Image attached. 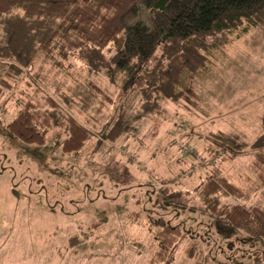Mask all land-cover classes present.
Here are the masks:
<instances>
[{
	"label": "rangeland",
	"instance_id": "374dc122",
	"mask_svg": "<svg viewBox=\"0 0 264 264\" xmlns=\"http://www.w3.org/2000/svg\"><path fill=\"white\" fill-rule=\"evenodd\" d=\"M142 17L146 19L145 11ZM71 62L70 73L59 72L55 85L52 76L35 83L95 133L77 154H62L50 133L40 149L9 138L3 124L15 109L11 102H0V167L12 180L15 204L13 227L0 245V264H147L156 247L148 223L160 217L191 233L175 244L168 264H193L185 253L192 242L202 250L205 264H264V238L245 239L242 232L224 237L204 214L194 191L208 170L199 134L219 128L247 142L264 134V31L250 29L230 37L224 57L217 55L195 84L200 110L160 103L161 116L145 117L135 130L98 147L96 133L123 95L102 73ZM25 75L27 80L29 69ZM70 88L76 90L78 101L91 98L96 104L105 96L110 101L92 107L89 117L75 112L68 96L64 99ZM131 100L139 106V97ZM182 146L199 154L203 164L198 165L195 156L183 157ZM249 160L250 152L219 161L217 167L241 185ZM162 186L173 196L165 199L159 192ZM220 200L264 208L262 191L248 201ZM132 214L139 216L137 222L130 221Z\"/></svg>",
	"mask_w": 264,
	"mask_h": 264
},
{
	"label": "trees",
	"instance_id": "16d2710c",
	"mask_svg": "<svg viewBox=\"0 0 264 264\" xmlns=\"http://www.w3.org/2000/svg\"><path fill=\"white\" fill-rule=\"evenodd\" d=\"M250 29L264 31V0H0V102H11L15 109L3 128L9 138L36 149L45 146L50 133L64 155L77 154L95 136L35 83L52 76L53 84L59 72L69 74L74 67L71 59L89 72L102 73L123 95L96 133V147L127 135L141 119L161 114L160 103L197 112V80L209 72L217 55L224 57L231 36ZM51 71L57 72L51 75ZM69 90L64 99L68 96L73 110L89 117L92 107L110 101L108 96L97 105L91 98L78 101L76 90ZM135 97L140 104L134 107L130 101ZM199 138L205 160L217 157L222 163L250 152L241 185L217 164L206 166L194 187L204 214L224 237L242 232L245 239H263L264 208L228 205L220 199L248 201L257 192L264 193V134L247 142L217 129ZM168 191L159 189L165 199L173 196ZM138 217L132 214L129 219L137 222ZM148 225L156 247L147 264H168L175 244L191 235L162 217ZM185 253L193 264H205L196 243H190Z\"/></svg>",
	"mask_w": 264,
	"mask_h": 264
},
{
	"label": "crops",
	"instance_id": "0c3cea01",
	"mask_svg": "<svg viewBox=\"0 0 264 264\" xmlns=\"http://www.w3.org/2000/svg\"><path fill=\"white\" fill-rule=\"evenodd\" d=\"M157 116H161V115H153L147 118L153 119L154 117H157ZM220 130L227 131L225 129H220ZM201 135L202 134H199L197 139H198V142L201 141L203 143V140L199 138V136ZM192 162H195V160L193 159V161H186L185 164H192ZM224 175L226 174L224 173ZM11 182L12 180L8 174H6L5 172L0 173V245L1 243H3L5 234H7L8 231H11L13 227V222H14L13 217H14V211H15V204H14L13 198L10 195ZM156 182H159L158 179L156 180Z\"/></svg>",
	"mask_w": 264,
	"mask_h": 264
},
{
	"label": "built area",
	"instance_id": "2783aa9c",
	"mask_svg": "<svg viewBox=\"0 0 264 264\" xmlns=\"http://www.w3.org/2000/svg\"><path fill=\"white\" fill-rule=\"evenodd\" d=\"M118 150L121 153L125 154V152L122 150L121 147H119ZM180 150H181V153H182L181 155L183 157L195 156L196 157L195 159L197 160L198 165L203 164V158L199 154H197L194 150H192L189 146H182L180 148ZM128 157L130 158L129 155H128ZM217 162H218V158L217 157H212V158H209V159L206 160V162H205L206 164L205 165L206 166H213V165L217 164Z\"/></svg>",
	"mask_w": 264,
	"mask_h": 264
}]
</instances>
